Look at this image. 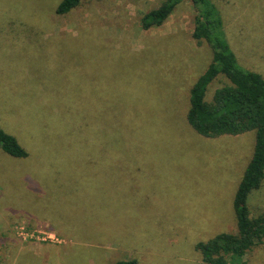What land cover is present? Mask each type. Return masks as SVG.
I'll return each mask as SVG.
<instances>
[{
	"label": "rangeland",
	"instance_id": "rangeland-1",
	"mask_svg": "<svg viewBox=\"0 0 264 264\" xmlns=\"http://www.w3.org/2000/svg\"><path fill=\"white\" fill-rule=\"evenodd\" d=\"M61 1L0 0V129L28 155L0 150V264H203L194 246L235 232L255 133L204 138L186 122L212 59L191 2L144 31L165 0L57 16ZM211 1L238 64L264 78V0ZM246 203L264 211V180ZM252 254L264 264V241Z\"/></svg>",
	"mask_w": 264,
	"mask_h": 264
},
{
	"label": "trees",
	"instance_id": "trees-1",
	"mask_svg": "<svg viewBox=\"0 0 264 264\" xmlns=\"http://www.w3.org/2000/svg\"><path fill=\"white\" fill-rule=\"evenodd\" d=\"M81 1L62 0L55 14L67 15L78 8ZM182 1L165 0L157 9L144 14L140 20L141 29L146 31L161 27ZM189 1L195 11L192 38L207 44L212 59L189 90L186 122L204 138L255 133L252 156L233 198L235 232L219 233L206 242L197 243L194 249L203 264H252L254 249L264 241V211L253 217L246 203L250 193L258 190L264 180V78L238 64L226 40L221 14L213 2ZM220 77L226 83L214 90L211 101H206L209 86ZM68 109L72 108L69 106ZM0 150L15 159L28 156L16 138L2 129ZM115 264L137 263L129 260Z\"/></svg>",
	"mask_w": 264,
	"mask_h": 264
},
{
	"label": "built area",
	"instance_id": "built-area-1",
	"mask_svg": "<svg viewBox=\"0 0 264 264\" xmlns=\"http://www.w3.org/2000/svg\"><path fill=\"white\" fill-rule=\"evenodd\" d=\"M49 238L51 239V236Z\"/></svg>",
	"mask_w": 264,
	"mask_h": 264
}]
</instances>
